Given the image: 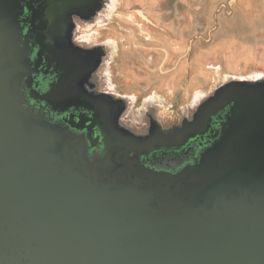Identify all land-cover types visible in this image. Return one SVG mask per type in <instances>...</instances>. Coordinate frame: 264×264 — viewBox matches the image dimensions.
Instances as JSON below:
<instances>
[{"label": "water", "instance_id": "95a60500", "mask_svg": "<svg viewBox=\"0 0 264 264\" xmlns=\"http://www.w3.org/2000/svg\"><path fill=\"white\" fill-rule=\"evenodd\" d=\"M36 6L55 16L94 0H0V264H264V78L231 79L162 133L189 138L240 104L221 170L176 193L124 184L132 176L111 172L113 152L92 161L85 142L21 102V22Z\"/></svg>", "mask_w": 264, "mask_h": 264}, {"label": "flooded vegetation", "instance_id": "af4514ba", "mask_svg": "<svg viewBox=\"0 0 264 264\" xmlns=\"http://www.w3.org/2000/svg\"><path fill=\"white\" fill-rule=\"evenodd\" d=\"M115 3L94 0L91 9L58 8L55 16L48 7L27 9L20 46L27 53L29 79L22 86L21 102L43 123L85 142L92 161L98 149L113 152L118 165L111 172L123 168L132 176L124 184L180 192L221 170L230 135L242 120L240 104L219 110L189 138L163 142L168 134L162 133L174 131L205 100L189 112L195 95L180 108L157 95L138 105L135 95L118 89L112 75L118 43L101 33L117 10ZM234 78L246 79L228 77L212 92Z\"/></svg>", "mask_w": 264, "mask_h": 264}, {"label": "rangeland", "instance_id": "374dc122", "mask_svg": "<svg viewBox=\"0 0 264 264\" xmlns=\"http://www.w3.org/2000/svg\"><path fill=\"white\" fill-rule=\"evenodd\" d=\"M115 1L101 33L118 43L114 82L138 105L195 95L191 112L228 77H264V0Z\"/></svg>", "mask_w": 264, "mask_h": 264}, {"label": "bare ground", "instance_id": "6f19581e", "mask_svg": "<svg viewBox=\"0 0 264 264\" xmlns=\"http://www.w3.org/2000/svg\"><path fill=\"white\" fill-rule=\"evenodd\" d=\"M208 97H209V96H208ZM203 100H205V99H203ZM203 100H202V101H203ZM202 101H201V102H202ZM198 105H199V104H198ZM196 107H197V106H196ZM193 112H194V111H193Z\"/></svg>", "mask_w": 264, "mask_h": 264}]
</instances>
